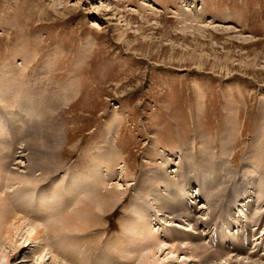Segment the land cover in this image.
Returning a JSON list of instances; mask_svg holds the SVG:
<instances>
[{
  "label": "rangeland",
  "instance_id": "obj_1",
  "mask_svg": "<svg viewBox=\"0 0 264 264\" xmlns=\"http://www.w3.org/2000/svg\"><path fill=\"white\" fill-rule=\"evenodd\" d=\"M10 78L26 93L46 94L56 110L50 129L47 124L33 129L27 120L17 131L4 122L10 138L27 137L22 144L10 141L22 152L11 160L23 161L21 167L11 168L28 179V143L35 132L45 136L51 130L58 160L49 156L43 166L60 169L42 184L54 177L58 185L85 181L100 156L108 154L113 166L109 160L108 168L102 164L99 171L107 188L117 184L125 191L114 208L100 214V228L71 233L78 246L63 252L67 264H103L104 258L140 264L144 253L126 261L114 243L140 237L136 230L131 235L128 223L141 206L147 209L145 220L159 224L156 234L167 233L169 240L177 238L172 242L176 248H185L169 264H215L213 259L203 261L207 254H216L223 243L233 248L232 238H219L220 231L234 232L235 237L239 231L246 241L242 246L247 253L232 261L264 264V192H252L249 186L264 188V0H0V80ZM219 166L216 184H222V190L213 193L219 186L210 183V189L203 179L216 175ZM164 174L170 181L187 178L183 196L199 194L201 203L199 199L190 210H195L192 217L183 212L172 216L164 208L174 197L167 194L173 182L165 191L160 189ZM235 176L250 184L238 178V185L233 181L235 188H230ZM147 177L157 179L145 182ZM102 188L93 189L83 201L105 196V185ZM210 191L207 202L210 195H221L213 206L203 199ZM13 192L7 193L11 202L18 197ZM239 194L255 200H244L249 206L242 216L233 211L224 215V224L200 223L219 208L230 211ZM175 197L182 200L178 191ZM175 223L183 229L189 225L192 233L175 229ZM194 244L200 248L195 250L197 259L188 250ZM34 247L16 250L15 259L7 258V249L1 252L0 264H36ZM184 254L194 261L183 263ZM48 258L43 264L51 263Z\"/></svg>",
  "mask_w": 264,
  "mask_h": 264
},
{
  "label": "bare ground",
  "instance_id": "obj_2",
  "mask_svg": "<svg viewBox=\"0 0 264 264\" xmlns=\"http://www.w3.org/2000/svg\"><path fill=\"white\" fill-rule=\"evenodd\" d=\"M106 11L110 12V10ZM225 31L230 32L231 29L229 30L227 28L225 29ZM12 80L14 79L10 78L8 80H0V244L4 241V246L0 247V255H2V253H4L8 249V252L6 254L7 258L9 259L11 258V256H14L13 259H15L16 250L35 246L33 248V253L34 251H37V253H34L32 257V260L36 259L34 263L38 264L39 262V264H43L45 261V257L49 256L48 260H52L50 264H67L68 257L63 252L66 249H73L74 246L72 248V244L74 245L76 243V245L78 246L76 242L77 240L74 237L72 238L71 233L77 232L79 234H82L87 230H97L98 228H100L102 226V216L100 214L104 215V213H106L108 210L114 208L115 204L122 200L125 191H122L120 189L121 186L117 184L116 186L111 185L110 188H107L108 185L106 186L105 184L106 178H104V176L101 174L102 171H99V165L105 164V166L107 167V163H109V160L111 162L110 166H113V160L111 161V159H109V157L107 156L108 154H105V156H100L98 162L96 161L98 164L96 163L95 165L96 167H98L94 168L91 174L89 173L88 175L84 176L86 177L85 181L72 179L66 182L65 184L62 183V185H58L56 184L57 181L54 177L50 180V182L42 184L47 177L49 178L52 174H55L60 169L59 167L51 168L49 166L45 168L43 166V164L45 163L43 161L48 160L49 156L50 158L51 156H55V159L58 160V157L56 155V152L58 151L57 145H55L56 143L54 144L49 137L51 130H49L48 132L49 135L45 136L40 135L38 131L35 132L34 138L31 139L28 143V155H26V158H28V162L27 164H25L24 169L26 170L25 174L28 179L22 176V174L20 175L17 168H11V166L21 167L23 161L15 162L11 160L13 154L17 156V154L22 152L18 151L21 149V146L19 145L16 146L17 151H15L16 148L11 146L10 141H14L15 144L19 141L17 144H22L24 142V138L27 137L23 135L24 138L21 136L18 141H16V139H13L12 137L10 138V136L6 135L7 133L5 131L4 122H6L9 126L10 124L12 126H16L17 131H19L25 121L27 123V120L28 123L32 124L33 129L41 128L43 124H45V126L47 124L48 129H50L49 127L53 126L54 119L52 118L54 115V111H56L54 109L53 101H51L48 97L45 98L46 94H37L33 90L28 91L26 93L27 90H20L21 86H15L12 83ZM5 111H7L8 114H6ZM34 116L38 117L39 119L36 120L35 118L33 120L34 122H32V118ZM221 162L222 164H224L223 161ZM115 165L116 164H114V166ZM221 170L222 167L219 166L217 170H214V173H216V175L211 178L207 176L206 179H203L205 184L206 182H208V184H206L207 186H209L210 183L213 184L210 185L211 187H215V185L219 186L217 188V192L210 191L204 194L205 198L203 199H205L206 205L210 204L211 206H213L215 203H217V199L221 197V195L218 196L216 194H213L209 196L208 202L206 200L207 195L211 192L218 193V191L222 190V184H216L217 180L220 179L222 173ZM219 171H221V173ZM35 173H39V175L36 176ZM164 175L160 176L162 177L161 182H159L160 189H164L165 191L169 186H171V184L169 183L173 182V186L169 192L167 191V194L170 193L171 195H174L171 200H166L164 208L169 210L172 216L179 212H183L185 215L184 217H192L191 215L193 212H195V210L193 212L190 210L192 208H195L194 206H196V203L199 199V203H201V198H197L199 194L197 196H191L185 191L187 196H183L184 194L182 195L181 191L184 186L183 184H185L187 178H181V176H179L176 181H170L169 178L166 179V175ZM202 177L204 176L202 175ZM238 178H242L244 180L245 186L247 184H250L245 181L246 179H244L243 176H235L233 177L231 184L229 183V187L231 186L230 188H235L233 181H235L236 183ZM154 179L157 178L147 177L145 178V182L149 181L152 183ZM254 180L257 182L259 178L255 176ZM156 183L157 182H155V185ZM177 184L179 185V188ZM104 185V189L106 190L105 196H103L101 193L97 196L96 199L93 200V202L83 201L85 197L91 195L92 191H94L93 189L99 187L100 189H103L102 187ZM236 185L238 184L236 183ZM210 186L209 188L211 189ZM249 186H252V192L253 190H255L256 192L258 191V193L264 192V188L258 186L257 184H251ZM15 187L16 190L14 189ZM21 188L26 189L21 191ZM39 189H41V191H39ZM185 189L187 188H184V190ZM10 190H12V192L15 190V192L13 193H16L15 195L18 196L16 200H13V202L10 201L9 194H7ZM177 191L179 200L180 198H182L181 201H177L175 197ZM194 191L195 192H192V194H197V191ZM198 191L200 193L199 188ZM240 194V200L238 201L240 203H234V206L230 211L224 208H219V210L217 209L214 212L212 211V213H209L207 218L205 217V219H203L202 217L200 223L213 225L215 221L219 220L220 224H224L225 222H227L224 215L233 211L237 212L239 216H242L244 214V207H246L244 200L245 202L247 200L250 201L249 204L253 203L255 200H250L251 195L240 197ZM151 195L153 196V194ZM33 198L35 199L32 201ZM14 203L17 206L14 205ZM18 203L27 204V209L25 207H21L22 204L19 205ZM30 203H32V205L29 207ZM249 204L247 205V207L249 206ZM147 206L145 205V207ZM146 210V208H142L141 206L139 210L132 213L134 218L128 223V230H131V235H136L138 233L140 237L138 238L136 236L138 238H136V241L131 240L129 237L121 238L115 241V249L117 251L123 252L118 253L126 261H129L130 259H135L137 258V256L142 255V253H144V256H142L141 259L142 262L140 264H169L172 262L173 259L178 260L181 257V249L185 251V248H176L172 242H174L177 238L169 240L167 233H163L162 236L156 234V232L158 231L157 227H159V224L155 221L153 223H150L149 219L145 220L144 216L147 214L145 212ZM182 215H180V217ZM214 215L216 219H213L211 221V218ZM196 219L193 220L195 222V225L199 224L197 223ZM56 220H59L60 223L57 224ZM207 220H210L211 222H205ZM186 221H188V219ZM251 223L252 221L250 220L247 222V225H250ZM178 224L179 223H175V229H182L185 233L191 232L189 229V225H186V228L183 229ZM230 225H236L237 227H239L237 222H232L230 223ZM135 230L137 232L136 234ZM171 233L172 232L170 230L169 236L173 235ZM217 233L220 234L219 238H228V236L230 237V239L232 238L233 248L229 249L224 246V243L223 245L220 244L218 245L216 254H207L206 258L208 259H204L203 261L208 262L213 259L215 264H237V262H235L236 260L232 261V259H237V257H239L240 255L247 253V251L244 250L242 246L246 242L244 240H241L242 233H239V231H237V237L234 236V232L232 234L224 233L223 231ZM177 235H179L178 232ZM198 235L199 237L203 236V234ZM204 236H206V234H204ZM81 239L83 240L84 237L81 236L80 240ZM19 241L21 242L19 243ZM250 241V239L247 240L248 243ZM36 243H38L39 245ZM52 243L55 245V248H52ZM53 249H55L56 251H53ZM198 249L200 250V248L195 244L193 248L188 249L190 250L189 252L196 259L199 256V251L195 250ZM166 251L168 252L165 253ZM110 252H112V256H115L113 251L110 250ZM256 252L253 253L254 256H257ZM24 258L27 259L28 257ZM260 260H262L261 262H264V256ZM16 261L17 260H14L13 263L16 264ZM181 261H183V263H186L192 262L194 260L190 261V257H188L187 254H184V258ZM101 262L103 264H118L115 260H110L109 258H104ZM259 262L256 263L260 264Z\"/></svg>",
  "mask_w": 264,
  "mask_h": 264
}]
</instances>
